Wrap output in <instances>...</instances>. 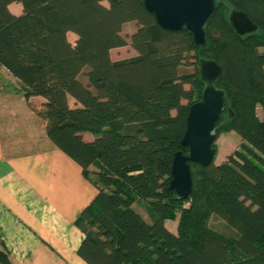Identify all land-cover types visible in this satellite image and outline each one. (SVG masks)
Segmentation results:
<instances>
[{
    "label": "trees",
    "instance_id": "trees-1",
    "mask_svg": "<svg viewBox=\"0 0 264 264\" xmlns=\"http://www.w3.org/2000/svg\"><path fill=\"white\" fill-rule=\"evenodd\" d=\"M232 10L258 30L239 36ZM129 23L137 29L127 40ZM205 31L201 48L189 30L162 28L144 0H0V68L98 189L78 222L87 264H264V0H223ZM128 46L137 56L112 60ZM201 60L221 67L215 86L228 100L213 148L234 132L241 150L221 165L190 163L193 193L180 200L170 190L172 165L189 152L187 119L206 88ZM178 216L175 234L166 222ZM212 217L225 230L210 226ZM0 264H11L7 255Z\"/></svg>",
    "mask_w": 264,
    "mask_h": 264
},
{
    "label": "crops",
    "instance_id": "crops-1",
    "mask_svg": "<svg viewBox=\"0 0 264 264\" xmlns=\"http://www.w3.org/2000/svg\"><path fill=\"white\" fill-rule=\"evenodd\" d=\"M9 8L23 13L19 3ZM31 102L41 107L44 100ZM97 194L81 166L47 137L17 80L0 68V253L11 264H87L79 256L85 235L78 222Z\"/></svg>",
    "mask_w": 264,
    "mask_h": 264
},
{
    "label": "water",
    "instance_id": "water-1",
    "mask_svg": "<svg viewBox=\"0 0 264 264\" xmlns=\"http://www.w3.org/2000/svg\"><path fill=\"white\" fill-rule=\"evenodd\" d=\"M222 3L223 0H144L146 9L162 28L173 32L189 30L194 35L196 45L201 48L207 45L205 28ZM229 19L239 36L258 30L246 13L232 10ZM200 69L206 88L202 100L190 108L187 130L182 140V146L188 148L189 152L177 153L172 165L170 190L180 200H187L193 193L190 163L208 167L215 162L217 152L213 144L216 131L225 121L228 107L226 93L215 86L222 72L221 67L215 61L201 60Z\"/></svg>",
    "mask_w": 264,
    "mask_h": 264
},
{
    "label": "rangeland",
    "instance_id": "rangeland-1",
    "mask_svg": "<svg viewBox=\"0 0 264 264\" xmlns=\"http://www.w3.org/2000/svg\"><path fill=\"white\" fill-rule=\"evenodd\" d=\"M136 29H137L136 23L126 24L124 26L122 36L124 38H126L127 40H129L130 37L132 36V34L135 33ZM68 37H69V40L72 44L76 43L77 36L75 34L70 33ZM135 56H137V52L134 49H132L130 46L125 47V48L115 49L111 52V58L113 61L125 60V59H129V58H132ZM81 80L83 82H86L87 81L86 75H83L81 77ZM36 105L39 106V104H36ZM257 112H258L259 118L261 120H264L263 108L258 107ZM84 139H85V141H91V140L95 139V136L90 134V133H85ZM241 142H242L241 138L234 132L227 133V134H221L217 138V141H216L218 154H217V157L215 158V164L221 165V164L225 163L228 160V158L234 152L241 150ZM135 208L138 212H140L143 215V217L147 221H149L148 215L142 207L136 205ZM179 221H180V217L178 216L175 221H167L166 227L170 231H172L176 234L177 230H178ZM210 226H212L218 230H225L224 222L216 219L215 217L211 218Z\"/></svg>",
    "mask_w": 264,
    "mask_h": 264
}]
</instances>
